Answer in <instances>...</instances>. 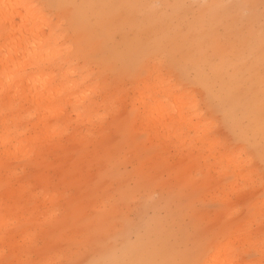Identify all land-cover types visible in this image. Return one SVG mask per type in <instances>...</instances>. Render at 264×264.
<instances>
[{"label": "rangeland", "instance_id": "1", "mask_svg": "<svg viewBox=\"0 0 264 264\" xmlns=\"http://www.w3.org/2000/svg\"><path fill=\"white\" fill-rule=\"evenodd\" d=\"M37 1L83 5L81 36L96 50L67 60L62 43L52 44L62 67L39 70L57 69L52 87L86 77L56 95L54 109L35 107L26 78L9 85L0 77V216L9 221L5 239L0 220V261L164 264L216 253L218 264L235 254L240 264H262L264 186L257 180L229 200L226 190L243 177L223 174L198 133L210 116L217 139L235 142L233 122L251 123L258 143L262 0ZM161 65L165 75H141ZM18 96L28 102L17 106ZM154 101L175 119L169 127L153 128L154 115L136 123L149 110L142 103Z\"/></svg>", "mask_w": 264, "mask_h": 264}, {"label": "snow or ice", "instance_id": "2", "mask_svg": "<svg viewBox=\"0 0 264 264\" xmlns=\"http://www.w3.org/2000/svg\"><path fill=\"white\" fill-rule=\"evenodd\" d=\"M33 9L34 17L36 19V28L34 34H41V42H43V34H55L59 37L65 52L71 54L79 50L80 54L85 58L92 56L96 50V43L94 40H85L81 36V20L77 14V9L84 7L74 3H59V4H33L26 5ZM255 7V6H250ZM262 39H264V0H262ZM262 54H264V47H262ZM159 75H165L168 69L161 65L157 69L147 67L144 74H151L153 72ZM9 81V85L11 84ZM171 83V82H170ZM9 85L4 88L5 102L7 103V93ZM120 91L118 95L123 96L125 85H117ZM183 85H179L180 90H183ZM19 91V90H17ZM15 99L17 106L27 103L22 96ZM260 105V121H259V137L258 143L256 140V132L254 125L251 123L237 124L233 122L236 129L237 139L235 142L217 139V123L212 117H205L204 123L199 127L198 133L206 144L211 145V151L215 153L214 159L222 166L221 171L223 174L230 175L233 171H238L242 175V179L234 181L226 190V195L229 200H234L237 196L241 195L244 191L251 188L257 180L264 186V66H262L261 73V92L259 97ZM193 108L199 110L197 105L193 103ZM115 111L119 114L120 106L115 105ZM153 114L149 113L147 109L137 117L136 123L140 126H146L151 122ZM7 145V141L5 142ZM257 162L259 167H257ZM236 207V205H233ZM241 213L237 211L234 215L239 216ZM261 222L264 224V204L261 205ZM9 231V221L7 218L4 222V235L7 239ZM204 246H211L213 241L211 238H205L201 241ZM261 246L264 249V235L261 237ZM235 252L236 249L229 246ZM0 264H6L0 261ZM20 264H31L29 261L20 262ZM41 264H51V262H41ZM63 264H75L74 261H66ZM93 264H114V262L100 259L93 262ZM164 264H210L201 260H184L175 262H164ZM232 264H239L238 261L233 260ZM264 264V262H262Z\"/></svg>", "mask_w": 264, "mask_h": 264}, {"label": "bare ground", "instance_id": "3", "mask_svg": "<svg viewBox=\"0 0 264 264\" xmlns=\"http://www.w3.org/2000/svg\"><path fill=\"white\" fill-rule=\"evenodd\" d=\"M33 4H39V2L37 0H0V77L6 78L7 83L10 80L16 81L18 79L21 81L26 78L24 85L28 88L30 96L33 97L35 107L49 102L52 106L51 109H54L56 103H58L55 101L56 95L63 91L73 92L74 88L78 87L86 77L71 82L66 81L60 87H52V82L59 75L57 69L62 67L58 59L64 53L62 51L54 52L55 49L52 44L60 42L59 37L55 34H43V42H41V34H34V28L37 26L34 11L26 7V5ZM19 56H23L29 61L24 64L18 60ZM69 56L67 60L72 59L71 54ZM52 64H55L57 69L48 72L47 77L40 74V69H49ZM25 68H29L30 72H25ZM76 71V69L70 70L66 73V76ZM160 92L158 91L156 94ZM165 97H169V94H165ZM83 99H85V96L75 100L73 105L80 104ZM92 104L93 102L89 101L83 108H90ZM142 104L149 109L148 112H152L154 115L156 122L153 128H156L159 123L169 127L174 122L175 119L163 109L160 101H154L153 104ZM65 110V108H62L61 112H65ZM60 113L57 112L54 116H59ZM180 135L181 133L177 131V137H180ZM9 136L10 134L1 140V145L9 140ZM4 158L7 159L8 157L5 155ZM0 220H5V217L0 216ZM3 238L4 236L0 235V241ZM216 250L218 252L220 248L216 247ZM219 256L220 254H211L208 262L210 264L220 263ZM233 260L238 261L240 264V258L237 254L221 260V264H232Z\"/></svg>", "mask_w": 264, "mask_h": 264}]
</instances>
